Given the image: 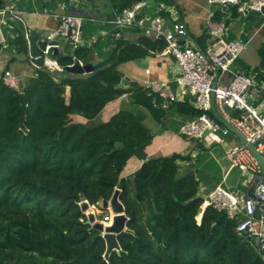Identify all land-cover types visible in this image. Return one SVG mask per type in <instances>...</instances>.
I'll list each match as a JSON object with an SVG mask.
<instances>
[{
  "label": "trees",
  "instance_id": "16d2710c",
  "mask_svg": "<svg viewBox=\"0 0 264 264\" xmlns=\"http://www.w3.org/2000/svg\"><path fill=\"white\" fill-rule=\"evenodd\" d=\"M137 1L120 0L116 10ZM4 7L0 0V10ZM221 12L214 17L220 20ZM161 15L171 19L168 12ZM15 26L13 41L26 52L23 27ZM209 39L204 29L196 38L198 47L205 51ZM163 45L162 39L146 35L137 41L117 38L111 56L98 65L105 67L88 78L41 68L17 91L0 76V264H264L235 232V220L203 207L194 170L179 164L189 155H151L134 173L121 176L127 160L144 155L157 133L146 119L179 134L185 121L202 114L189 100L162 108L158 96L128 83L118 69L123 62L156 54ZM90 56L85 46L54 58L65 67L75 58L93 62ZM250 72L264 84V63ZM118 98V110L102 120L101 111ZM206 113L221 124L215 108ZM228 113L240 117L239 111ZM72 114L86 122L73 121ZM116 188L130 231L117 235L120 250L104 258L105 241L86 222L80 202L97 204Z\"/></svg>",
  "mask_w": 264,
  "mask_h": 264
},
{
  "label": "built area",
  "instance_id": "2783aa9c",
  "mask_svg": "<svg viewBox=\"0 0 264 264\" xmlns=\"http://www.w3.org/2000/svg\"><path fill=\"white\" fill-rule=\"evenodd\" d=\"M74 5L78 0H67ZM208 5H225L235 7L242 14L248 10L262 11L264 0H206ZM143 1L135 2L113 12L108 20L115 28L136 27L153 35L154 39H162L164 45L161 50L154 52L159 55L171 56L179 69L175 77L176 89L168 81L160 79H146L142 86L153 96L161 99L160 106L167 108L169 104L187 97L196 108L202 111L197 118L187 120L179 128V134L192 137L198 141L219 142L223 136L232 134L229 129L221 128V124L214 121L206 113L214 107L226 115L227 122L236 127L264 157V117L257 107L249 101L260 98L264 102V84L256 80V75L245 70H233L234 61L245 44L240 40L224 39V21L208 20L210 39L212 44L202 53L190 41L186 23L178 15L167 20L162 15H147L141 13ZM263 12V11H262ZM264 13V12H263ZM5 15L14 16L10 7L0 10V21ZM57 25L41 37L45 47L39 56H32L29 48L30 31L23 30V39L27 48V57L31 65L38 68L35 60H41L42 65L49 71L63 72L54 58L53 49H60L62 41H68L72 48L84 47L86 42L82 38V24L84 19L94 20L90 13L75 10L60 13L56 16ZM56 40L57 43H51ZM5 42L0 25V44ZM208 58V59H207ZM34 61V62H33ZM68 64V66L72 65ZM150 72L146 69V74ZM2 79L5 85L19 91L20 80L10 71H4ZM125 94L122 98H125ZM155 105V103H154ZM240 112V117H233L228 110ZM206 130V134L203 132ZM229 168L247 175V181L241 194H237L223 184H217L204 198V207L212 206L218 211H224L229 219L235 220V232L252 245L262 256L264 261V175L262 169L250 152L242 143L231 146L227 151ZM257 207L258 218L254 216ZM111 210H105L102 221H111Z\"/></svg>",
  "mask_w": 264,
  "mask_h": 264
},
{
  "label": "crops",
  "instance_id": "0c3cea01",
  "mask_svg": "<svg viewBox=\"0 0 264 264\" xmlns=\"http://www.w3.org/2000/svg\"><path fill=\"white\" fill-rule=\"evenodd\" d=\"M4 1L5 6L10 7L15 15H5L3 18L5 20L0 21L5 38V42L0 44V76H2L4 71H10L19 78L20 86L26 85L30 78L36 76L37 70L45 67L41 66L40 59L35 60L39 65L38 68L30 64L27 57V48L26 52L20 51L19 45L13 41L17 36L15 25L23 27L22 30L28 28L30 31L28 38L30 53L32 56H39L41 49L37 43L38 39L32 33L40 36L45 35L57 25L56 16L60 13L71 10L90 13L93 15L94 20L84 19L81 33L83 40L86 42L85 46L90 49L91 61H98L99 64L111 56L117 38L137 41L139 37L146 35L154 39L152 34L142 29L136 27L115 28L108 22L112 18L120 0H78L74 5L69 4L67 0ZM139 1L145 3L140 11L147 15H161V11H165L173 17L179 16L181 11V16L187 25L189 39L194 46L197 44L196 38L198 35L204 29H208L209 18L212 21H224V39L240 40L245 44V48L235 60L234 71L244 70L241 69V65L250 66L249 70L251 71L253 67L264 63V11L248 10L242 14L236 10L237 13L234 15L235 7L208 5L206 0ZM218 10L222 11L220 20L219 15L214 17L215 12ZM61 45L62 53L71 54L74 51L68 41H62ZM123 67H126L124 71L122 70ZM118 69L127 77L128 83L137 82L142 85L146 79H160L168 81L170 86L176 89L174 80L179 73V69L171 56L150 54L143 58L123 62L118 65ZM146 69L150 72L148 75L146 74ZM183 98L187 100V97ZM120 100L121 98H118L104 107L100 113L102 120H107L118 110ZM249 101L257 107L260 115L264 117V102H262V99H252L251 97ZM215 111L222 118L227 119L226 115L217 107ZM71 118L76 122H86V118L77 114H72ZM145 122L157 133L150 144L145 147L144 155L137 153L127 160L126 166L121 173L122 177H127L134 173L142 162L151 155H165L177 152L189 155V159L180 160L179 164L182 168H192L194 170L199 180V192L204 198L217 184H223L237 194H241L247 181V175L236 168H229L226 155L227 149L223 145L219 147L222 140H238L233 134L223 136L219 142L207 143L197 139H185L186 141L182 142L178 140L180 134L175 133L171 128L160 129L159 125L150 119H146ZM240 143L238 140L236 145ZM216 145H218V149L213 148Z\"/></svg>",
  "mask_w": 264,
  "mask_h": 264
},
{
  "label": "water",
  "instance_id": "95a60500",
  "mask_svg": "<svg viewBox=\"0 0 264 264\" xmlns=\"http://www.w3.org/2000/svg\"><path fill=\"white\" fill-rule=\"evenodd\" d=\"M264 11V8L262 9ZM37 39H38V46L41 50L44 49L45 47V41L41 40L40 35L36 33H32ZM215 38L212 37L211 40L209 41V44H212L214 42ZM51 43H57L56 40L51 41ZM197 48L198 45L195 44ZM61 52V49H53V54L58 55ZM202 53L204 54L203 50ZM208 59V58H207ZM99 62L98 61H93L90 63H83L82 61L78 59H74V62L70 66H65L64 67V73L68 75L69 78L72 79H80V78H88L97 71L103 69L105 66L101 65L98 66ZM125 78H127L125 76ZM219 121L221 122V128H227L230 130V132L238 138V140L244 144L250 152L253 154V156L256 158L258 161L262 173L264 175V157L256 147L254 146L253 143H251L236 127H234L232 124L227 122L224 118L219 117ZM203 134H206V130L203 132ZM226 162V159H225ZM119 193L120 189L116 188L111 195L109 199H103L99 203L101 208L108 210H111L112 217L111 221L109 223L104 224L102 221L97 220L94 211L88 210L89 209V204L86 200H82L80 202L81 210L82 212L86 213L87 220L89 224H91V227L96 229L98 231V234L103 237L105 241V251H104V258H108L109 254L113 251H119L120 250V245L117 240V235L120 234L123 231H130L127 226L126 222L128 220V217L125 213L124 205L119 199ZM254 216L258 218V210L257 207L254 210Z\"/></svg>",
  "mask_w": 264,
  "mask_h": 264
},
{
  "label": "rangeland",
  "instance_id": "374dc122",
  "mask_svg": "<svg viewBox=\"0 0 264 264\" xmlns=\"http://www.w3.org/2000/svg\"><path fill=\"white\" fill-rule=\"evenodd\" d=\"M71 48H72V46H71ZM125 68L123 67L122 70L124 71ZM65 97H66V99L68 98V88L66 89ZM168 118L169 119H173V116L170 115ZM178 138H179L178 140L179 141H182V142L183 141H186L185 139H187V140L189 139V137L183 136V135H180ZM237 142H238V140H235V141L222 140L221 144H219V147H222V145H223L224 148L227 149V151H228L229 150V147L236 145ZM201 147H203V145H201ZM204 148H205V146H204ZM207 148H210V147H207ZM213 148L218 149V145L213 146ZM210 156H213V155H210ZM88 210L94 211L97 220H102L103 215L105 213V209L101 208V206L99 205V203L94 204V205H89V209ZM198 219H199V217H198Z\"/></svg>",
  "mask_w": 264,
  "mask_h": 264
},
{
  "label": "clouds",
  "instance_id": "9594fccd",
  "mask_svg": "<svg viewBox=\"0 0 264 264\" xmlns=\"http://www.w3.org/2000/svg\"><path fill=\"white\" fill-rule=\"evenodd\" d=\"M203 207H204V204H203Z\"/></svg>",
  "mask_w": 264,
  "mask_h": 264
}]
</instances>
